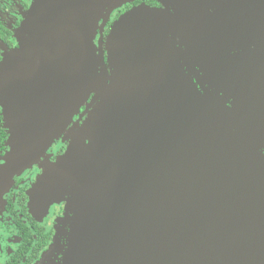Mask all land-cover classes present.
<instances>
[{
	"label": "water",
	"instance_id": "95a60500",
	"mask_svg": "<svg viewBox=\"0 0 264 264\" xmlns=\"http://www.w3.org/2000/svg\"><path fill=\"white\" fill-rule=\"evenodd\" d=\"M136 1L161 7L104 38ZM16 38L0 62L11 159L70 140L35 185V208L71 197L47 256L264 264V0H34Z\"/></svg>",
	"mask_w": 264,
	"mask_h": 264
},
{
	"label": "flooded vegetation",
	"instance_id": "af4514ba",
	"mask_svg": "<svg viewBox=\"0 0 264 264\" xmlns=\"http://www.w3.org/2000/svg\"><path fill=\"white\" fill-rule=\"evenodd\" d=\"M150 2L136 1L115 11L105 27L104 38L108 36L113 22L132 8L143 3L151 7H161L155 2ZM12 33L0 21V41L8 49L18 47ZM2 60L1 51L0 62ZM83 111L84 109L82 113ZM78 119L77 117L74 122ZM0 124L3 131V143L0 144V264H43L45 256L56 243V239L60 237L58 240L60 242L62 240V243L67 245L66 238L61 237L64 224L63 222L61 227V220L65 217L68 200L71 197L49 208L46 203L35 208L33 206L35 185L46 176L51 165L66 154L70 140L65 141L66 134H63L46 151L30 152V154L27 151H17L16 160L12 163L5 160L11 149L7 146L8 132L3 128L1 107ZM71 127H69L70 130ZM33 155L36 158L35 163H33ZM65 229L69 230V227L66 226ZM54 260L60 264L63 261V254L58 253Z\"/></svg>",
	"mask_w": 264,
	"mask_h": 264
},
{
	"label": "rangeland",
	"instance_id": "374dc122",
	"mask_svg": "<svg viewBox=\"0 0 264 264\" xmlns=\"http://www.w3.org/2000/svg\"><path fill=\"white\" fill-rule=\"evenodd\" d=\"M33 3H34V0H0V21L3 22V24H5L11 30V32H13L12 34L14 35V37H13L14 39L16 38L18 29H20L22 23L25 21V17L28 15L29 10L32 7ZM21 15L23 17H20ZM115 21H117V20H115ZM248 34H250V33H248ZM98 40H99V37L95 40L94 43H97ZM16 41L18 43V39L17 38H16ZM1 51L3 53V59H4L5 54L13 51V49H8V47L0 41V52ZM106 56H107V54H106ZM2 117H3V128H5L7 130V132H8L7 133V135H8L7 146L11 149L10 152H8L7 158H5V160L7 159L9 161L14 162L16 160V157L11 159V156L13 155V153L15 151L14 150L15 148H13L11 146V134H10L11 130L8 129L7 118L5 117L3 109H2ZM14 120L12 122L15 125ZM69 146H70V144H69ZM69 146L67 148V151L69 149ZM27 150H28V148H26L24 152H26ZM55 164L51 165V167H53ZM50 170L51 169H49V171ZM58 204H60V203H58ZM68 208L69 207H66V210ZM66 218H67V212L65 213V217H63V219L61 220L62 221L61 227H62L63 222L66 221ZM63 227H62V229H63ZM65 237H66V234L64 233V237L63 238H65ZM62 242H63L62 240H61V242H60V240L56 241V243H59V245H57L58 249L56 251H58L59 249L62 250L61 249V245L62 246L65 245ZM56 243L53 245V247L56 245ZM53 247H51V249L48 251V253H50L52 251ZM56 254H57V252H55L52 255V257L46 255L44 260H43V264H50L51 262L55 263L54 257L56 256Z\"/></svg>",
	"mask_w": 264,
	"mask_h": 264
},
{
	"label": "trees",
	"instance_id": "16d2710c",
	"mask_svg": "<svg viewBox=\"0 0 264 264\" xmlns=\"http://www.w3.org/2000/svg\"><path fill=\"white\" fill-rule=\"evenodd\" d=\"M150 3H152V2H150ZM0 125H1V124H0ZM2 134H3V131H2V129H1V127H0V144L3 143Z\"/></svg>",
	"mask_w": 264,
	"mask_h": 264
}]
</instances>
